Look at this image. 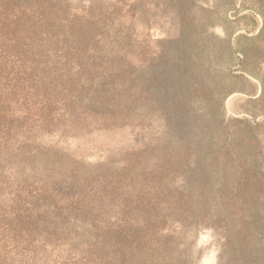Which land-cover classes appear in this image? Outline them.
I'll use <instances>...</instances> for the list:
<instances>
[{
    "label": "trees",
    "instance_id": "obj_1",
    "mask_svg": "<svg viewBox=\"0 0 264 264\" xmlns=\"http://www.w3.org/2000/svg\"><path fill=\"white\" fill-rule=\"evenodd\" d=\"M94 11L73 14L66 0H0V156L17 135L28 139L2 181L0 264H36L46 248L63 264H178L183 194L170 199L192 159L184 98L165 99L166 83H143L127 45L107 38ZM153 115L163 116L167 137L117 161L90 165L37 141L147 127Z\"/></svg>",
    "mask_w": 264,
    "mask_h": 264
},
{
    "label": "rangeland",
    "instance_id": "obj_2",
    "mask_svg": "<svg viewBox=\"0 0 264 264\" xmlns=\"http://www.w3.org/2000/svg\"><path fill=\"white\" fill-rule=\"evenodd\" d=\"M66 2L73 14L91 8L102 14L107 38L127 45V59L143 70V83L161 89L166 83L165 99L173 93L184 98L192 159L176 174L170 199L183 194L185 211L174 225L181 239L178 264H264V0ZM150 56L154 65L147 68ZM167 131L163 116L153 115L147 127L37 141L97 165L163 139ZM27 140L17 135L0 156L2 194V181L13 175L8 161L22 158L16 148ZM172 209L176 214L178 204ZM56 256L46 248L36 264H63Z\"/></svg>",
    "mask_w": 264,
    "mask_h": 264
}]
</instances>
